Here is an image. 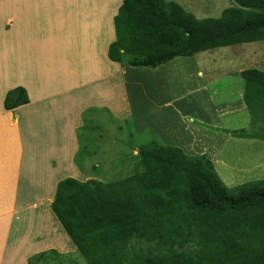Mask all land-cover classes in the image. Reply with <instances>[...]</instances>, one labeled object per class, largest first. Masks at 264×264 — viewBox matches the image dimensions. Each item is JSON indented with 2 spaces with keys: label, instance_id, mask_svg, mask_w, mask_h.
<instances>
[{
  "label": "trees",
  "instance_id": "1",
  "mask_svg": "<svg viewBox=\"0 0 264 264\" xmlns=\"http://www.w3.org/2000/svg\"><path fill=\"white\" fill-rule=\"evenodd\" d=\"M113 25L107 58L155 69L176 57L264 42V0H230L218 17L202 18L174 0H122ZM234 75L244 82L252 121H264V71ZM28 103L18 86L6 92L3 109ZM230 133L264 139V131ZM134 157L130 174L114 181L65 177L55 185L51 211L86 264H264V178L230 188L205 154L155 140Z\"/></svg>",
  "mask_w": 264,
  "mask_h": 264
},
{
  "label": "rangeland",
  "instance_id": "2",
  "mask_svg": "<svg viewBox=\"0 0 264 264\" xmlns=\"http://www.w3.org/2000/svg\"><path fill=\"white\" fill-rule=\"evenodd\" d=\"M104 1L108 4L103 7L102 4L98 6L101 17L97 21V25L87 27V31L82 34L84 36L88 35L90 38L88 40L90 42L88 43L89 46L95 42V46L100 47L99 44L102 43V50L106 51L107 45L115 39L113 18L122 0H100V2ZM174 1L198 18L218 17L221 10L230 5V0ZM82 24L84 25L85 22H82ZM2 27L6 28L5 26ZM95 28H98V31H94ZM262 43L264 42L234 44L225 48H216L210 51L216 52L211 53V55H198V61L179 59L176 62L169 63V68L161 67L162 73H157V76L150 80L152 92L155 94H150V97H153L150 101L144 100L140 93L138 88L140 85L139 76L136 75L134 81L129 80L128 77L133 76L130 71L132 68L127 69L126 64L118 63H114L112 77L108 75L109 73L104 72L103 80L92 68V64L86 62L85 65L90 66V71L86 76L81 75L75 69H70L73 73H70L67 77H62L57 73L54 80H44L45 87H47L44 93L41 92V88L31 89L30 95L34 105L31 109V117L29 120L23 119L21 123L19 122L22 131H24V150L18 184V206H16V214L14 213L15 217L11 221L12 230L7 256L14 252L13 248L11 249V244H17V240L23 239L24 233H26L25 238L35 237V242L27 247L30 248L32 245L37 247L36 235H39V243H44L46 238H50L55 246H60L64 242L66 245L69 244L61 251L66 252L68 259L73 258L71 255H75V251L73 254L68 252L72 243L52 213L48 203V214L55 220V227L51 226L53 223H50L49 215L41 213L46 204L44 200L48 191L44 188V184L50 182L47 177L52 175V184H55L61 178L70 176L79 180H86L91 176L102 182H110L130 174L129 171L137 162L134 155L137 153L138 147L152 140L160 143L159 136L154 129H140L139 123L142 118H145L146 115L153 117L154 114L163 112L169 121L170 115L168 112L172 108L183 113L190 111L191 107H187L186 104L187 102L191 103L187 96L188 86L186 81L187 79L191 81L188 75H191L195 70L200 71V73H197L198 77L209 74L216 76L214 81L217 89L226 91L225 86L228 83L226 79L233 80L236 77H224L221 74L226 67H220L217 64L222 62L220 60L221 54L223 57L228 56V59L233 58L238 65L242 64V68H232V70L256 68L264 71V54L257 49L258 46L264 45ZM78 45H81V42ZM78 45L73 47L75 52L78 51ZM82 47L88 48L85 44H82ZM253 49H256L255 52ZM245 58L246 61L243 62ZM42 59L45 60L46 57L43 55ZM251 59L253 60L252 63L258 61V64H251L249 62ZM72 60L74 67L84 65L80 63L78 57H74ZM230 61L233 60L228 62ZM12 71L10 65L4 61L0 68V104L3 102L6 89H9L12 85ZM67 71L69 70H65V72ZM1 72H4V75ZM74 73H76L75 76H73ZM96 77L98 83L95 82ZM224 78L226 79L224 80ZM80 80L84 82L82 83L84 86L81 88L83 95L81 100H79L80 94L78 91L70 90L72 83H77ZM240 83L244 84L242 79ZM148 84L149 81L145 80L144 85ZM132 87L134 91H130ZM39 94L41 96L37 99L39 100L44 96V103L35 102ZM168 98L172 107L167 108L159 105ZM234 99L236 98L234 97ZM170 101L165 103H170ZM154 102L157 103L156 106H153ZM138 105H143V107L140 108ZM150 105L152 106L149 107ZM146 108L148 109L147 112H142ZM209 111L211 113L208 116L209 123L213 126L216 122V110L209 108ZM245 114L247 122H250L245 127L247 129L244 130L253 134L264 131V121H252V117L249 115L250 112L245 110L240 117L232 119L231 116L226 115L219 120V123L223 126L243 125ZM24 115L26 114L21 113L19 120ZM76 124H81V126L76 129L78 126ZM74 125H76L75 128ZM160 132L162 137L169 138L166 130ZM230 140L224 148L226 149L224 155L229 157L228 166L220 170V166L216 165L218 170L216 172L225 185L231 188L264 178V139L235 137ZM51 160L56 162L57 165L52 166ZM92 168H95V171H91ZM25 202L26 204H24ZM31 202L42 203L39 210L29 208L28 205ZM19 205H26V208L23 209V206L20 207ZM7 215H12V212ZM28 221L31 222L27 223ZM44 254H40L39 260H37L38 256L31 257L28 263L73 264L75 262V264H86L78 254H76V261L67 260V256L62 260L63 256L59 255V252L55 255V258L50 257L49 260L48 256H45L47 253ZM7 262L8 257L4 264H7Z\"/></svg>",
  "mask_w": 264,
  "mask_h": 264
},
{
  "label": "crops",
  "instance_id": "3",
  "mask_svg": "<svg viewBox=\"0 0 264 264\" xmlns=\"http://www.w3.org/2000/svg\"><path fill=\"white\" fill-rule=\"evenodd\" d=\"M100 4L103 7L108 3L106 1L100 2V0H0V68L5 61L10 65V69L13 70V76L11 77L12 85L9 89H6L5 94L15 87L22 86L25 88L29 98L28 104L13 111L4 110L3 102L0 104V264H4L7 257V264H28L29 259L33 256H38L37 260H39L41 253H47L44 255L48 256V260L50 257L55 258L58 252L59 255L63 256L62 260L67 256L66 252L61 250L65 249L66 246L68 247L69 244L66 245L64 242L60 246H55L52 244L53 241L50 238H46L44 243H39V235H36L37 247L34 245L30 248L27 247L35 242V237L25 238L26 233H24L23 239L17 240V244H11V249L13 248L14 252L7 256L12 230L11 221L15 217L14 213L16 212V206H18V184L24 150V131H22L19 122L21 123L23 119L29 120L31 117V109L34 105L32 104L33 100L30 90L41 88V92L44 93L47 90L44 80H54L57 73L62 77H67L70 73H73L70 69H75L81 75L86 76L90 71V66L85 65V63L89 62L92 64V68L100 75L99 78L101 80H103L104 72L109 73L108 75L112 77L114 63L107 58V49L106 51L102 50V43L99 44L100 47L95 46V42L94 44H90V48L88 45L90 38L88 35L84 36L82 34L87 31V27L97 25V21L101 17L99 15L100 9L98 8ZM82 22H85V24L83 25ZM94 31H98V28H95ZM79 42H81V45H78ZM82 44H85L88 48H83ZM75 45L79 46L76 52L73 49ZM104 46L106 45L104 44ZM257 49L264 54V45L258 46ZM210 51H203L188 57H176L155 69L132 68L125 65L127 69L132 68L130 71L133 73V76L128 78L134 81L136 75L139 76L140 85L138 88L140 89V93L144 100L150 101L153 98L150 97V94H153L150 80L155 78L157 73H162L161 67H168L169 63L176 62L179 59L198 61L197 57L200 54L204 56L216 53ZM43 55L46 57L45 60L42 59ZM74 57H78L80 63L84 65L74 67L72 60ZM228 58V56L223 57L221 54L220 60L223 63L216 62L220 67L226 66L221 73L224 77H236L233 80L224 78L228 82L225 86L226 91H219L217 89L216 82L214 81L216 76L209 74L198 77L197 73H200V71L195 70L191 75H188L191 81H188V79L186 81L188 86L187 96L191 102H187L186 104L187 107H191L190 111L183 113L172 108L168 112L170 115L169 121L163 112H158L153 117L146 115L139 123L141 130L154 129L162 145L179 147L188 155L205 154L213 163L217 172L216 165H219L220 170H223L229 163V157L224 155L226 151L224 148L231 141L230 139L237 137L230 132L247 129L245 127L250 122H247L245 114L243 116V125L223 126L219 123V120L226 115L231 116L233 119L240 117L244 110L249 112L246 104L243 103L244 84L240 83L241 78L239 76L234 75L242 69L232 70V68H242V64L238 65L236 60ZM229 60L233 61L228 62ZM245 61L246 58L243 62ZM252 61L251 59L249 62L251 64H258V61L254 63ZM65 70L69 71L65 72ZM1 74L4 75V72H1ZM75 75L76 73L73 76ZM145 80L149 81V84L146 86L144 85ZM95 82L98 83L99 81L96 80ZM82 83L84 82L81 80L77 83H72V88L70 89L79 92V100L83 98L81 88L84 85ZM130 91H134V88H130ZM40 94L37 95L35 102L44 103L43 100L45 98L43 94V98L37 99L40 98ZM168 101H170L169 98L163 100V103L159 105L166 106L167 108L172 107L170 105L171 101L170 103H165ZM156 105L157 103L154 102L153 106ZM138 106L140 108L143 107V105ZM209 108L216 110V122H214L215 125L213 126L209 123L208 116L211 114ZM147 110L146 108L142 112L146 113ZM21 113L26 115L19 120ZM76 125L78 126L76 127ZM76 125L73 126L76 129L81 126V124ZM162 130H166L169 138L162 137L160 132ZM237 160L239 162V158ZM50 163L52 166L57 165L52 160ZM48 179H50V182L44 184V188L48 190L46 192L47 197L44 200L46 204L41 210V213L44 214H48L47 203L50 207L55 185L59 181H56L55 184L53 183V187L52 175H49ZM41 204L31 202L28 206H30L29 208L39 210ZM19 206H23V209L26 208V205ZM9 212L10 214L12 212V215H7ZM49 217L50 223H53L51 226L55 227V220L50 215ZM30 222L28 221L27 223ZM70 245L68 252L73 254L75 251V255H71L73 258L69 259L76 261V254L78 253L75 247L72 244ZM66 259L69 260L68 256Z\"/></svg>",
  "mask_w": 264,
  "mask_h": 264
}]
</instances>
